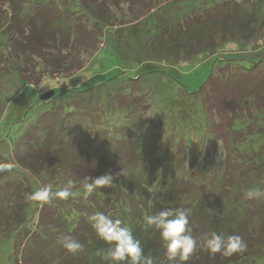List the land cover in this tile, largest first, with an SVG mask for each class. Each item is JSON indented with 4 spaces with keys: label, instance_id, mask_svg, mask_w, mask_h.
Listing matches in <instances>:
<instances>
[{
    "label": "trees",
    "instance_id": "trees-1",
    "mask_svg": "<svg viewBox=\"0 0 264 264\" xmlns=\"http://www.w3.org/2000/svg\"><path fill=\"white\" fill-rule=\"evenodd\" d=\"M0 2L7 5L5 10L11 13L5 31L14 32L19 38L18 54L26 60V70L20 72L31 74L28 78L22 77L31 84L39 80L35 74L39 77L61 76L81 70L83 54L88 56L96 52L97 45L102 42L101 24L105 22L107 12L102 7L104 1L90 0L97 10L96 18H91V24L75 20L72 32L67 34L60 25H54L61 18L68 17L67 11L50 3L41 5L37 0ZM97 2H100L99 6H96ZM145 2L129 0L127 3L129 7L139 8ZM27 4L35 6L20 15L19 9ZM240 10V4L228 1L216 6L211 14L195 17L194 23L204 26L209 22L222 29V42L234 40V32H227L226 27L230 18ZM186 28L185 35L189 30L187 25ZM34 59L40 63L29 69L28 65ZM130 80L132 84L124 87L123 93L111 97V104H116L123 112L124 120L135 117L137 123L149 124L152 121L144 118L147 111H151L150 102L147 97L138 95L139 82ZM203 88L207 92L202 102L207 118L205 137L211 143L203 147H188L184 139L165 144L159 131L152 140H141L124 125L106 126L105 120L97 118L94 113L83 115L79 110L81 116L75 122L73 111L76 107L69 103L58 102L45 108L11 146V165L19 170L30 189H33L31 176L52 167L50 171L63 169L67 177L63 183L68 179L75 181L74 191H82L86 176L95 178L108 172H121V175L113 181L114 187L101 190L103 195L93 193L87 199L77 195L66 201L54 198L48 204L38 205L39 223L37 221V231L34 232L27 231L24 221L20 222L21 216L25 217L27 203L20 194V187L12 184L6 207L14 217L13 225L23 229L19 244L24 249L21 256L15 253L13 264H111L103 255H97L108 245L96 236L88 222V216L97 211L120 219L130 227L134 237L141 241L144 254L152 256L156 264L173 262L168 260L159 232L146 228L144 218L162 209H185L189 213V227L197 246L188 261L180 262L177 258L179 264H238L261 255L264 251V202L247 200L242 192L250 187L264 190V145L252 155L251 148L240 150L245 138L235 129V124L243 117V111L249 113L251 110L249 100L260 98L264 93V56L248 68L231 62L217 67ZM83 122L89 126L82 127ZM219 144L225 151L220 178L214 177L219 169L206 170L211 166L210 161L217 154ZM3 152L0 160L7 165L10 160ZM185 165L187 176H175ZM166 168L173 172L170 181H164L153 191L157 171ZM52 180L54 182L55 178ZM53 184V191L59 189L57 182ZM212 232L240 235L247 243V250L230 257L209 254L204 241ZM66 235L79 240L84 245L83 250L75 255L68 253L59 242Z\"/></svg>",
    "mask_w": 264,
    "mask_h": 264
},
{
    "label": "rangeland",
    "instance_id": "rangeland-1",
    "mask_svg": "<svg viewBox=\"0 0 264 264\" xmlns=\"http://www.w3.org/2000/svg\"><path fill=\"white\" fill-rule=\"evenodd\" d=\"M101 1H104L102 7L107 12L105 22L101 24L103 39L97 45L96 52L88 56L83 54L81 70L61 76L39 77L35 74L34 77L39 80L32 84L22 78H28L31 74L20 72L26 70V60L18 54L19 38L15 37L14 32L9 34L5 31L11 13L5 10L7 5L0 2V153L5 150L3 154L10 160L7 165L0 160V264H13L15 253L21 256L24 250L19 244L23 229L13 225L14 217L6 207L11 185L20 187V194L27 203L25 217L21 216L20 222L24 221L27 231L34 232L37 231L39 206L28 199L29 191L33 193L48 184L54 188V182L61 188L65 185L63 180L67 179L63 169H42L40 174L30 175L33 184V189H30V184L25 182L19 170L11 165V146L50 104L69 103L76 107L73 111L75 122H78L82 112L83 115L94 113L97 118L105 120L106 126L124 125L141 140H152L159 131V137L165 144L184 139L188 147L210 146V140L205 137L207 118L202 103L203 96L207 94L203 87L208 78L219 66L231 62L248 68L260 62L264 56V0H145V4L139 8L129 7V0ZM228 1L240 4L241 10L230 18L226 27L227 32H234V40L222 42L221 28L213 27L209 22L199 26L194 19L213 13L216 6ZM37 2L41 5L50 3L68 12V17L54 24L60 25L66 34L72 32L77 22L75 20L91 24V18H96L97 10L90 0ZM31 6L35 4H27L18 12L23 16ZM186 25L189 30L185 35ZM201 49L204 52L200 53ZM39 63L34 59L28 68L38 67ZM130 79L139 82L138 95L147 97L150 102L151 111L148 110L144 118L152 121L149 124L137 123L135 117L124 120L123 112L116 104H111L114 94L123 93V88L132 84ZM48 92H53V96L40 101V96ZM263 94H260V98L249 100L251 110L249 113L243 111V117L235 124V129L245 138L240 150L251 148L250 155L264 145ZM88 126L83 122L82 127ZM250 132L257 134L251 135ZM224 156L225 151L220 145L217 154L212 156L211 166L206 169H219L214 177L220 178L223 174ZM166 169L157 171L153 191L160 188L164 181H170L173 172L171 168ZM186 169L185 165L174 175L187 176ZM259 202L263 203L264 197ZM16 239L19 241L15 247ZM238 264H264V251L255 259Z\"/></svg>",
    "mask_w": 264,
    "mask_h": 264
},
{
    "label": "clouds",
    "instance_id": "clouds-1",
    "mask_svg": "<svg viewBox=\"0 0 264 264\" xmlns=\"http://www.w3.org/2000/svg\"><path fill=\"white\" fill-rule=\"evenodd\" d=\"M121 175V172L105 173L102 176H86L82 184V192L74 191L75 181L68 179L62 188L53 191L51 184L38 188L28 196V199L43 206L59 199L66 201L77 195L87 199L93 193L103 195L102 189L114 187L113 181ZM244 196L247 200H257L264 197V190L258 187L248 188ZM88 222L96 236L104 241L108 247L97 252L103 255L111 264H156V260L144 254L141 241L134 237L130 227L123 224L120 219H113L103 212H95L88 216ZM146 228L159 232L160 240L166 249L168 260L175 264L177 258L181 262L189 260L194 253L197 241L191 235L189 227V213L185 209H162L155 214L144 218ZM63 248L70 254H77L83 250L84 245L72 236H63L59 241ZM204 247L209 254L215 256L230 257L247 250V243L237 234L224 235L212 232L204 241Z\"/></svg>",
    "mask_w": 264,
    "mask_h": 264
},
{
    "label": "water",
    "instance_id": "water-1",
    "mask_svg": "<svg viewBox=\"0 0 264 264\" xmlns=\"http://www.w3.org/2000/svg\"><path fill=\"white\" fill-rule=\"evenodd\" d=\"M53 92H48V93H46V94H44V95H42V96H40V98H39V100L40 101H46V100H48L49 98H51L52 96H53Z\"/></svg>",
    "mask_w": 264,
    "mask_h": 264
}]
</instances>
